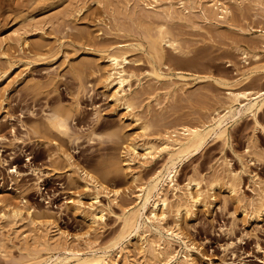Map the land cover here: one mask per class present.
Instances as JSON below:
<instances>
[{"label":"rangeland","instance_id":"374dc122","mask_svg":"<svg viewBox=\"0 0 264 264\" xmlns=\"http://www.w3.org/2000/svg\"><path fill=\"white\" fill-rule=\"evenodd\" d=\"M151 1L0 0V70H6L0 73V264H32L62 256L65 248L85 254L109 244L122 213L136 204L138 186L167 156L163 151L148 160L129 156L130 139L156 142L165 131L176 138L183 125L208 124L213 111L228 104L230 86L264 90V0H172V6L158 0L154 7ZM221 7L228 9L225 16ZM161 24L174 45L164 46L158 59L149 39ZM106 48L127 50L130 110L102 85L104 63L97 57ZM154 70L176 82L183 74L190 84L178 88L157 79ZM53 111L68 113V135L49 126ZM229 124L226 136L209 137L177 165L180 189H162L169 207L158 226L162 233L179 232L182 240L170 239L169 250L187 264H264V212L255 207L264 196V106ZM127 156L129 168L119 170ZM14 167L17 173L10 171ZM80 169L101 186L84 189ZM129 171L138 173L136 181ZM189 179L191 190L193 182L203 190L202 201H187L189 211L178 213ZM79 194L82 213L66 203ZM13 205L22 208V217L9 212ZM95 207L104 217L93 223L86 215ZM29 208L50 217L31 223ZM47 222L57 228L49 249L38 243L46 237ZM144 229L129 243L125 238L123 250L108 251L110 264H161L138 249V242L157 236ZM28 250L39 252L33 256Z\"/></svg>","mask_w":264,"mask_h":264},{"label":"bare ground","instance_id":"6f19581e","mask_svg":"<svg viewBox=\"0 0 264 264\" xmlns=\"http://www.w3.org/2000/svg\"><path fill=\"white\" fill-rule=\"evenodd\" d=\"M158 0H152L148 2L152 7L153 2L157 3ZM169 6H172V0H167ZM83 7L79 6L78 11ZM222 16L228 13L227 7H221ZM174 41L171 39L162 24L156 28L155 35L149 39V47L151 53L156 58H161L163 55L164 46H173ZM97 59H102L104 66L99 68L101 72L100 79L102 80L103 87L107 88L111 92V97L114 101L118 102V105H122L126 110L131 109L132 105V92L130 79L133 73L128 69L124 63L127 60V50L122 48H106L103 53L98 54ZM4 69L0 70V73L5 74ZM157 79H166L170 83H174V86L178 88H184L190 84V82L184 80L185 76L179 74V81H172L171 78L163 74L159 70H154L152 72ZM9 77V74L5 78ZM24 74H21V78H25ZM179 84V85H178ZM127 86V87H126ZM228 104L222 110L213 111L211 120L208 124H200L197 126H187L183 125L180 127L182 131V136L172 138L171 131H165L164 134L158 137L156 143L152 139L148 138H132L126 144V154L127 155H139L144 160L152 159L154 153L158 151H163L166 153V159L163 167L156 171L153 176L148 179L142 180L138 186V192L135 194L136 204L131 208L122 213L120 216L121 227L119 232L112 238L109 244L102 248L88 249L85 254L79 253L76 249L65 248L62 256L52 257L51 255L46 256L44 259L32 264H67L69 260H73L74 264H110L111 258L108 251L111 249L123 250L124 247L121 246L122 241L128 238V243L132 236H139L138 232L143 228L142 234L145 233L146 229L144 227H149V229L155 233L156 239H144V235L141 234L140 243L138 242V249L145 255L148 260H159L161 264H187V259L177 258V254H173V250H169L170 239L182 240L180 238L179 232H174L173 230L167 229V233H162L159 229V221L165 216L168 210L169 203L168 199L162 194V189L164 186H169L174 190L180 189L179 185L175 181V176L177 174L179 163L186 157H188L193 151L201 148L207 142L208 138L213 137H224L228 133L229 122L231 119L239 116L242 113H250L255 116V113L264 106V90L251 91L248 89H240L234 86H230L228 89ZM132 119L136 122L138 117L132 115ZM48 124L50 127L55 128L59 133L68 135L69 125H68V113L53 111L48 116ZM142 127V126H141ZM126 157L124 164L119 165L118 169L123 170L129 168V162L132 158ZM65 159L67 164L72 167L73 162L71 161V155L65 154ZM10 171L17 173V169L14 167ZM79 177L83 179L82 186L84 189H90L92 185L95 189L101 186V183L97 178L92 176L85 169H80L78 171ZM138 178V173L135 171H129V179L134 182ZM211 188L214 187V183H211ZM216 184V183H215ZM192 179H189L185 186V201L178 202L176 205V211L181 213L182 211L186 214L189 211L187 201L193 203L201 202L203 197V190L199 187L198 182H193L194 190L192 188ZM229 192L235 190V184L230 181L227 184ZM118 191L115 192L117 194ZM97 194H95L92 199L97 202ZM3 201V197L0 196V202ZM66 203H72L70 206L74 212L82 213L80 204L81 197L80 194L75 200L69 198ZM79 205H78V204ZM256 210L264 212V196H260L257 199ZM148 211V212H147ZM9 212L14 217H22V208L18 205H13L10 207ZM34 212V214H33ZM4 214V213H2ZM27 214L30 218V222H35V218L50 217L49 214H43L41 211H36L34 208L28 209ZM34 215V216H33ZM90 222H99L104 217L103 209L101 207L92 208L86 215ZM39 219V220H40ZM38 220V219H37ZM43 220V219H42ZM48 220V219H47ZM46 220V221H47ZM44 221V220H43ZM46 221L44 222L46 224ZM38 223V222H37ZM43 224V222H40ZM53 222H47L50 227L47 230V234L44 239H39L38 243L49 249L50 238L56 234L57 228L51 226ZM55 228V229H53ZM50 229H52V234L50 235ZM43 235V234H42ZM167 236L168 239L164 237ZM26 239V234L23 235ZM22 237V238H23ZM176 238V239H175ZM33 250H28V254L36 256L38 251L32 253ZM123 263L126 260V255L122 258ZM171 260L173 261L171 263ZM113 262V261H112ZM17 264H24L20 262Z\"/></svg>","mask_w":264,"mask_h":264}]
</instances>
